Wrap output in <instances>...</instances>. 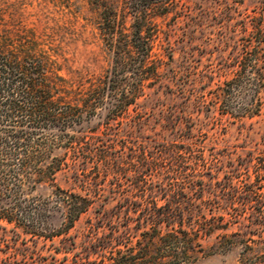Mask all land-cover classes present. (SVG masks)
Masks as SVG:
<instances>
[{"label": "trees", "instance_id": "16d2710c", "mask_svg": "<svg viewBox=\"0 0 264 264\" xmlns=\"http://www.w3.org/2000/svg\"><path fill=\"white\" fill-rule=\"evenodd\" d=\"M49 2L62 11L87 6L97 19L109 64L98 75L73 68L64 23L30 19L20 0H0V220L35 242L60 237L63 245L57 250L70 252L77 245L69 231L94 197L62 187L57 174L70 172L82 186L110 177L109 192L119 196L115 207L124 213L125 227H109L110 232L96 236L84 254H74L75 264H193L233 247L242 251L239 264H264V240L248 237L264 231V149L219 179L218 159L205 157L201 141L161 142L151 152L142 147L138 155L125 154V142L119 144L121 119L138 124L146 114L139 99L147 97V89H170L160 81L159 68L166 61L154 51L158 28L153 17L171 10L177 14L179 1ZM258 31L256 44L252 38L243 44L234 77L215 88L209 106L198 96L200 107L249 118L261 114L264 52ZM238 87L252 93L242 105H232ZM95 117L103 119L101 131L86 127ZM127 156L135 159L126 161ZM205 173L209 182L202 178ZM130 221L134 227H128ZM211 236L214 243L205 247ZM90 254L97 258L89 260Z\"/></svg>", "mask_w": 264, "mask_h": 264}, {"label": "rangeland", "instance_id": "374dc122", "mask_svg": "<svg viewBox=\"0 0 264 264\" xmlns=\"http://www.w3.org/2000/svg\"><path fill=\"white\" fill-rule=\"evenodd\" d=\"M20 1L24 3L26 13L32 15L30 19L38 17L64 23L63 37L73 68L98 75L108 67L109 55L96 28L97 19L87 6L62 11L49 0ZM178 1L177 14L171 10L165 15L153 17L158 28L154 51L166 61L159 68L160 81L169 85L170 89L157 85L154 86L156 90L147 89V97L139 99L142 104L140 109L143 108L146 114L138 124H132L129 118L121 119L122 123L118 126L119 144L125 142V154L138 155L142 147L151 152L161 142L201 141L205 157L210 159L213 154L218 159L215 169H218L217 175L221 179L224 172L240 168L239 163L247 159L250 153L258 156L264 149V107L259 116L250 118L234 113L222 114L218 108L208 110L206 106L200 107L198 96L202 95L209 106L215 88L224 86L225 81L234 77L239 67L235 60L240 58L245 41L252 38V44H256L260 36L259 28L262 30L261 47L264 52V0ZM160 9H153L151 13ZM168 52L172 54L171 60L167 57ZM180 88L184 96L179 92ZM250 93V88L234 89L231 104L242 105L249 99ZM261 94L264 95V92ZM129 112L131 116L135 115L132 107ZM86 127L101 131L104 128L103 119L95 117ZM188 135L189 138L186 137ZM124 159L133 161L135 158L130 160L127 156ZM126 167L131 169V165L127 164ZM212 173L216 175L215 171ZM70 174L58 173L57 182L62 187L94 197L92 206L69 231L77 247L70 252L59 251L57 249H62L63 245L60 237L35 242L30 235L14 230L12 225L0 220V264L13 259L22 260L25 264H75L78 257L74 254H84V246H88L96 236L110 232L109 227H117L118 231L125 227L121 225L124 213H119L115 207L119 196L109 192L113 183L110 177L103 183L99 179L97 184L91 182L88 186H82ZM123 175L120 176L121 183L130 190L129 181ZM202 178L205 182L210 180L206 173ZM59 220V216L54 214V225H58ZM134 226L135 221H130L128 227ZM248 237L263 241L264 231ZM214 241L211 236L203 241V245L207 247ZM241 252L240 247H233L200 257L193 264H239ZM95 258L96 254L89 255V260Z\"/></svg>", "mask_w": 264, "mask_h": 264}]
</instances>
